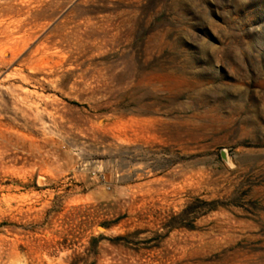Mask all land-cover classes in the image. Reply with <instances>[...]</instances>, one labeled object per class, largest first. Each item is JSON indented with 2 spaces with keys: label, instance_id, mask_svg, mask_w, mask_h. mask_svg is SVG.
Instances as JSON below:
<instances>
[{
  "label": "rangeland",
  "instance_id": "rangeland-1",
  "mask_svg": "<svg viewBox=\"0 0 264 264\" xmlns=\"http://www.w3.org/2000/svg\"><path fill=\"white\" fill-rule=\"evenodd\" d=\"M41 2L0 31V264H264V0Z\"/></svg>",
  "mask_w": 264,
  "mask_h": 264
},
{
  "label": "bare ground",
  "instance_id": "bare-ground-1",
  "mask_svg": "<svg viewBox=\"0 0 264 264\" xmlns=\"http://www.w3.org/2000/svg\"><path fill=\"white\" fill-rule=\"evenodd\" d=\"M5 1L7 2V5L6 8L4 9L9 14L12 15L10 18H13L5 25L0 24V31L1 33H3L6 42L9 41L12 42L11 40H13V36H14L13 30L16 29H21L22 41L25 43L31 41L37 35H39L41 32L44 31V29L46 28V23L37 21L35 17L39 11L38 9L42 4L41 0H5ZM15 20L16 22H19L20 25L12 29L9 27V24H13ZM62 34H63L62 40L71 44L69 41V34L67 33H62ZM36 52L40 54L49 53L57 57L64 56L65 53L60 43H54L50 47L49 46L44 47V45L37 47Z\"/></svg>",
  "mask_w": 264,
  "mask_h": 264
},
{
  "label": "water",
  "instance_id": "water-1",
  "mask_svg": "<svg viewBox=\"0 0 264 264\" xmlns=\"http://www.w3.org/2000/svg\"><path fill=\"white\" fill-rule=\"evenodd\" d=\"M220 157L224 160L225 163L229 164V159H228V153L227 150L222 148L220 149ZM98 230H104L102 226L97 227Z\"/></svg>",
  "mask_w": 264,
  "mask_h": 264
},
{
  "label": "trees",
  "instance_id": "trees-1",
  "mask_svg": "<svg viewBox=\"0 0 264 264\" xmlns=\"http://www.w3.org/2000/svg\"><path fill=\"white\" fill-rule=\"evenodd\" d=\"M1 224L3 225V224H6V223L5 222H2ZM101 226L107 228V224H105V223H102ZM70 264H73V263H70Z\"/></svg>",
  "mask_w": 264,
  "mask_h": 264
}]
</instances>
